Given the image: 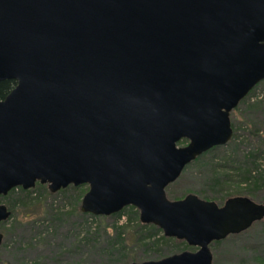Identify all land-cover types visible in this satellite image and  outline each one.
<instances>
[{
  "label": "water",
  "instance_id": "water-1",
  "mask_svg": "<svg viewBox=\"0 0 264 264\" xmlns=\"http://www.w3.org/2000/svg\"><path fill=\"white\" fill-rule=\"evenodd\" d=\"M7 79L17 84L0 99V196L88 185L82 212L135 206L142 223L198 248L127 264H213L212 243L264 219L247 196L167 195L232 139L231 112L264 80V0H0ZM11 214L0 204V224Z\"/></svg>",
  "mask_w": 264,
  "mask_h": 264
},
{
  "label": "rangeland",
  "instance_id": "rangeland-1",
  "mask_svg": "<svg viewBox=\"0 0 264 264\" xmlns=\"http://www.w3.org/2000/svg\"><path fill=\"white\" fill-rule=\"evenodd\" d=\"M231 119L236 128V141H241L239 145L227 143L202 162L189 164L180 178L167 188L170 199H182L194 193L219 205L225 203L219 199L220 193L206 183L214 168L212 162L208 166L210 157L226 165L224 168L229 173L235 171L237 165L256 169L258 163L259 168H264V81L231 112ZM187 142L183 140L179 145ZM87 187L83 185L82 189ZM20 188L13 194L0 196V204H6L11 210L12 206L15 208L10 218L0 224V232L4 234L0 264H127L159 260L181 252L176 241L158 249L136 247L133 227L123 234L124 250L115 251L114 247H121V244H114L115 228L128 219L127 211L121 218L114 215L91 217L81 211V190L67 187L64 188L66 192H62L64 189L52 192L48 184L39 182L25 190L30 193H22ZM18 198L14 203L13 199ZM253 199L264 203V184L254 191ZM193 248L186 249H197ZM211 249L213 264H264V219L218 244L212 243Z\"/></svg>",
  "mask_w": 264,
  "mask_h": 264
},
{
  "label": "trees",
  "instance_id": "trees-1",
  "mask_svg": "<svg viewBox=\"0 0 264 264\" xmlns=\"http://www.w3.org/2000/svg\"><path fill=\"white\" fill-rule=\"evenodd\" d=\"M260 83H262V81ZM16 84H17V82L13 79H7L4 81H1L0 82V99H3L16 86ZM255 88L240 102V104L245 102L248 99V97L251 96V94L253 93ZM257 102H259V101H257ZM232 125H233V129H234V136L232 137V139L228 143H230V146H232L233 144H235V146H238L241 141H236V138H237V135H235V129L236 128H235L233 121H232ZM182 141H180L179 143H181ZM220 147L221 146H217V147L212 148L208 152L199 156L193 162H202L203 160H205L208 157L207 155H209L214 150L219 149ZM253 154L254 153H251L252 157H253ZM247 158H248V156H247ZM211 162H212V166L214 168L212 169L211 177H209V179L206 180V183H207L208 187H210L211 189L220 193L221 197L219 199L221 201L225 202L227 199H229L230 197H234V196H247V197L253 199L254 191L264 184V168H259L260 164H258V163H256V169H253V167L244 168L242 165H237L235 171H233L232 173L231 172L229 173V171H227V169L224 168L226 165H222L221 161L216 162L214 157H210V162H209L208 166H211V164H210ZM171 185H169V186H171ZM39 187H44V186L39 184ZM68 187H71L75 190H81L80 191V197H81V195L84 196V194L89 189V187H87L85 190H83L82 189L83 185H80V186L70 185ZM17 188L18 187L12 189L10 191V193L13 194L17 190ZM20 191L22 193H30L31 192V191H25V189H23L22 187L20 188ZM62 192H66V189L62 190ZM19 199L20 198L13 199L14 200L13 202L15 203ZM14 209L15 208H13V206H12V210H14ZM126 211L128 212V219L124 223L117 225L115 228V231H116L115 234L116 235H115L114 244H118V245L121 244L120 248H115V247L113 248L115 251L119 250L121 252L122 250H124L123 241L125 240V238H123V234H125L126 230L128 228H131V227H133L132 237L134 240V245L136 247H140V248H144V249H149V248L158 249L163 245H169V244L173 243L174 241H176L180 244L177 247L180 248L179 250H181V252L184 250H188L186 248H190L191 250L194 249L192 246H190L184 240L178 241L177 238L165 236L162 233L163 230L160 227H158L157 225L142 223L140 220V211L135 206L125 207L123 210H121L120 212L115 213L113 215L115 217L117 216V217L121 218V216ZM87 214L89 215L90 213H85V215H87ZM90 216L95 217V215H93V214H90ZM220 242H221V240L216 241L214 243L218 244ZM182 245H184V246L182 247ZM179 250H177V251H179Z\"/></svg>",
  "mask_w": 264,
  "mask_h": 264
},
{
  "label": "flooded vegetation",
  "instance_id": "flooded-vegetation-1",
  "mask_svg": "<svg viewBox=\"0 0 264 264\" xmlns=\"http://www.w3.org/2000/svg\"><path fill=\"white\" fill-rule=\"evenodd\" d=\"M185 169H186V168H185ZM8 208H9V207H8ZM196 248H197V247H196ZM197 249H198V248H197ZM197 249H196V250H197ZM196 250H195V251H196Z\"/></svg>",
  "mask_w": 264,
  "mask_h": 264
}]
</instances>
